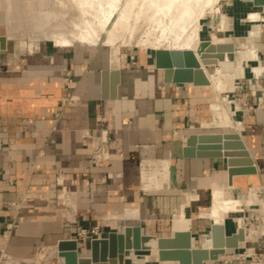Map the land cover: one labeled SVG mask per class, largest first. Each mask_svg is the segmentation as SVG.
Returning a JSON list of instances; mask_svg holds the SVG:
<instances>
[{
  "label": "crops",
  "instance_id": "crops-1",
  "mask_svg": "<svg viewBox=\"0 0 264 264\" xmlns=\"http://www.w3.org/2000/svg\"><path fill=\"white\" fill-rule=\"evenodd\" d=\"M219 9L212 12L219 13L221 18L213 22V36L209 38L215 52L208 50V53L218 60H225V51H232L233 55L232 71L222 72L218 67L219 71L234 73L239 53L248 50L256 51L252 60L256 62L254 68L261 67L251 79H241L236 91L241 110L238 133L250 153L256 173L233 176L229 183L224 158L182 156L185 137L190 133H223L225 131L210 127L226 126L235 132L234 125L219 120L220 115L217 118L213 115L214 122H208L205 105L211 97L216 99L220 90L233 88L232 82L225 81L221 89L209 80L202 86L164 83L161 70L154 67L152 57L146 52L115 48L111 54L112 62H116L119 51L115 97L104 98L102 71L111 69L108 48L97 44L42 45L37 52L19 57L17 67L0 70V250L13 257L28 258L39 245L55 246L64 239L76 240L81 249L90 242L77 239V231L81 228L98 225L105 237L109 231H119L106 230L102 222L106 218L114 223L141 226L140 220H150L153 214L157 217L155 221L167 223L170 213L168 234L163 233L167 230L163 227L150 234L170 236L173 221L178 230L186 229L185 223H189L194 240H203L212 223L206 215L210 210V192L216 183L222 185L226 199L246 200L251 190L264 199V108L258 107L264 98V23H259L264 16L247 10L238 23L233 18L229 24ZM249 14L258 16L249 19ZM242 22L251 23L245 43L219 36L231 33L241 37V32L235 34L234 26H242ZM200 43L201 39L196 51ZM16 56L7 54L12 60H16ZM66 73L72 80L68 86L63 81ZM240 77L242 74L237 76ZM110 82L109 72L106 92H109ZM66 93L70 99L65 102L61 99ZM216 104L212 103L211 107ZM93 151L101 159L98 165L91 162ZM148 161L166 167L161 168V165L160 171L144 179L141 173ZM84 176L87 184L82 181ZM55 178L62 180L68 192L69 201L65 203L70 204L68 211L72 215L67 212L69 216L62 213L55 216L46 210L49 204L41 194L60 191ZM32 190L37 191L38 197L22 203L19 214L14 216L6 203ZM190 195L192 198L184 206L186 218L179 219L180 206ZM252 206L257 205L242 204L246 209ZM102 215H106L105 218ZM225 218L223 222L230 233L235 228L232 225L228 230ZM13 219L15 225L7 231L5 225ZM127 219L129 221H124ZM236 250L239 251L237 256L224 257ZM263 252L264 235H260L251 242L249 250L238 245L226 250L216 261L204 264H244L246 258L242 256L262 255Z\"/></svg>",
  "mask_w": 264,
  "mask_h": 264
},
{
  "label": "bare ground",
  "instance_id": "bare-ground-1",
  "mask_svg": "<svg viewBox=\"0 0 264 264\" xmlns=\"http://www.w3.org/2000/svg\"><path fill=\"white\" fill-rule=\"evenodd\" d=\"M144 1L145 0H139V2L138 0H126L122 4L120 0H0V25L4 27V30L2 33H0V36L5 38L6 43L7 41L11 40L9 39L10 36L15 34L21 37H25L26 31L21 26V23L27 22L32 25V31L35 36L34 38L29 40L30 43L34 42V44H36L37 41H48L54 47H69L75 43L94 45L99 40V33L102 30H104L105 26L109 24V26H107V28L108 27L109 28L106 30V38H105V41L107 40V43L110 42L114 43L116 39H119L121 35L124 34L123 33L124 31L127 34V36L126 34H124L123 38L125 36L127 39L128 37L130 39H133L134 36L136 35L134 38L135 41L133 40L134 43L136 45L149 44L148 49L151 50L153 48H158L164 45V48L170 47L168 49H172L176 47V49H188L194 51L195 49H197L198 42L201 39L199 35V29H200L199 19L203 17L204 14L212 13L218 11L219 9V6L217 5V0H146L148 5L145 6V8L143 9V7L141 6L144 4L146 5V2L144 3ZM133 8H135L134 9L135 11H132ZM148 9H150V13L148 12L149 11ZM144 10H148L147 11L148 13H146L148 14L147 16L144 15L145 14ZM140 11L142 12L144 11V13H141ZM140 13L143 16H145L144 17L145 19H143V21L140 22L141 24L139 23L140 25L138 26L136 22H138L137 20H139L140 19L139 17H141ZM138 15L140 16L138 17ZM257 16H258L257 14H251L248 18L250 19V17H257ZM226 19L224 20L225 22ZM261 22H264V20ZM227 24L225 26H227ZM225 26L222 25V28ZM156 30L158 31L157 34L154 33ZM134 31L136 32V34L133 35V37H131L132 36L131 33H133ZM152 33L156 34V37L154 36L155 38L152 37L153 40H150L149 36H152L151 35ZM13 37L15 38V36ZM123 38H120V40ZM225 40L226 38L224 39V41ZM124 41L126 44L130 42L129 39L128 40L125 39ZM124 41H120V42L124 43ZM20 44L24 45L25 43H23L22 41V43ZM203 45L204 44H200V49L197 50V52H195L196 58L200 62V66L204 71V74L206 75L207 79L213 82L216 86L220 87V89L222 88L221 84L225 83V81H229L231 84V82L233 83V79L235 77L237 78V76L241 74L243 76L244 67L247 65L249 61L255 59V55H256L255 50L240 52L236 60L237 62L236 71L232 74L230 73L225 74L222 72H231L233 69L232 51H225V60H218L217 58L212 57L208 53L209 48L206 49L205 45L204 46ZM246 47L247 46L245 45L243 49H246ZM2 50H5V48ZM237 53L238 51L236 52V54ZM201 58H206L213 63V65H210L212 66V70L207 71V67L202 64ZM218 67L222 72L219 71ZM254 67L255 66H252V68L250 67V69L254 73H256V71L258 72L261 69L260 67L259 70H256V68ZM209 74L210 75L213 74V76H209ZM223 85L227 86V82L226 84ZM222 102L224 104L222 103H221L222 105L216 104L211 107L213 110V115L216 116L215 118L219 117L217 115H220L221 117L219 118V120L223 124L225 122L228 125L230 123L234 125L236 128L235 133L239 134L238 128L240 121L233 120V118L231 119L227 100L223 98ZM213 124H211V126ZM203 125H207V123H203ZM217 125H221V124H217ZM241 128L242 127H240V130ZM154 162L155 161H153V163ZM147 163H148L147 167L143 168L142 169L143 173H141L143 174L144 179L145 178L150 179L148 178L149 176H151L149 174L150 173L153 174L155 171L157 172L160 169L159 167L162 165L161 166L162 168L164 165L160 163L157 164L154 163L155 164L154 165L151 161H148ZM162 170L163 169H161V171ZM158 177H162L165 179V177L163 176H158ZM147 179L145 181H147ZM216 185H217L216 187L214 186V188L211 189L210 192L211 203L209 205L210 210L207 212V216L211 219L212 223H217V224L223 223L224 217L227 216V213L234 211L236 212L241 211L243 209L242 204L257 205L258 206L257 210L259 211V214L262 215L264 218V199L262 197H259L256 191L251 190L250 195L249 197H247L248 199L246 200H238L233 198L226 199L223 197L222 194V189H223L221 188L222 185L220 184V186H218L219 183L218 184L216 183ZM62 197H63V203L65 201L66 202L69 201L68 196L67 197L62 196ZM191 198H192L191 195L188 196L187 200L183 204H181L180 214L178 216L179 219L186 218V215L184 213V206L187 205L188 200H190ZM236 220L238 221L237 226H239L244 230V240L242 242H239V245H242L245 248H247V250H249L251 248V242L253 240L258 239L260 235H264V226L262 224L261 225L258 224L256 227L250 225V227L247 229L246 226L244 225V222L242 223L240 216L236 217ZM185 224L187 227L186 229L178 230L177 229L178 226L176 222L171 221V232L169 235H171V233L175 231L189 230V223H185ZM191 244L193 247L202 246L204 248H208L210 247V238L209 236H205L199 245H196L192 240ZM80 253L88 254V250L83 248L81 249ZM80 253L78 251L79 255ZM57 255H58V251H57ZM150 258L156 259L157 258L156 254L152 253L150 256H144L142 257L141 260L146 261ZM58 260L60 261L61 264H63L62 258L60 256ZM156 262H158V264H176V262L174 261H156ZM124 264H141V263L139 257H136L134 254L130 252L127 255H125Z\"/></svg>",
  "mask_w": 264,
  "mask_h": 264
},
{
  "label": "water",
  "instance_id": "water-1",
  "mask_svg": "<svg viewBox=\"0 0 264 264\" xmlns=\"http://www.w3.org/2000/svg\"><path fill=\"white\" fill-rule=\"evenodd\" d=\"M253 7H263L264 0H249ZM205 48H213L208 40H201ZM203 45V46H204ZM6 46L5 38L0 36V50ZM202 48V45H201ZM197 52V51H196ZM112 47L109 48L110 71H102L103 97H115L118 82L119 51L117 61L111 60ZM152 62L161 70L164 83H191L207 85L208 79L196 58V53L188 49H155ZM204 66L213 65L201 58ZM110 72L109 92H106V76ZM184 158H224L229 183L233 176L252 175L256 167L246 145L239 134L229 132L190 133L185 137L182 147ZM210 247H193L194 237L190 231H175L170 236H157L146 233L140 225H124L120 231H109L100 239L91 240L88 254H81L76 240L64 239L57 242L58 255L63 264H124L126 253L136 257L156 254V259L148 261H174L176 264H204L216 261L226 250L235 249L244 240V230L236 225L234 231L227 233L224 222L211 223L208 231ZM78 251L80 255L78 254Z\"/></svg>",
  "mask_w": 264,
  "mask_h": 264
},
{
  "label": "rangeland",
  "instance_id": "rangeland-1",
  "mask_svg": "<svg viewBox=\"0 0 264 264\" xmlns=\"http://www.w3.org/2000/svg\"><path fill=\"white\" fill-rule=\"evenodd\" d=\"M126 0H120V2L123 4ZM139 2V0H138ZM146 2V5H142L141 7H143V9L145 8V6H147V1L145 0L144 3ZM149 3V2H148ZM217 5L219 6V12L224 14L227 19H228V22L229 24L232 23V19L233 18H236V20H234L235 23H238L239 22V18H242V14H244L245 11H257L261 16H264V8L263 7H253L251 5V3L249 2V0H217ZM137 6V4H136ZM135 6V7H136ZM135 8H133L132 11H135L134 10ZM147 9V7H146ZM142 10V8H141ZM149 10V11H148ZM148 10H144L145 11V16H147L148 14L146 13H150V9ZM144 11H140L141 13H144ZM148 11V12H147ZM140 13L141 17H139L140 15H138V18L139 20H137L138 22H136V24L139 26L143 21V19H145L142 14ZM230 14V15H229ZM205 16L203 18L200 19V29H199V34H200V38L201 40H208L211 36V34H213V22L218 18V21L220 20L221 16L219 13H209V14H204ZM143 16V17H142ZM244 16V15H243ZM140 23V24H139ZM242 26H234V31H235V34L241 32V37H238L237 35H233L231 33H225L224 35H219V36H222V37H230L231 39H236L237 41L241 42V43H245L246 42V31H248V29L250 28V22H242ZM259 23H264V22H259ZM235 25V24H234ZM21 26L25 29L26 31V36L25 37H21V36H18L17 34L15 35H12L10 36L9 41H7L6 43V47H5V50H2V52H0V70H4L5 68H14V67H17V61H18V58L21 57V56H25L27 54H32V53H35L39 50V48L42 46V45H45L47 47H52V44L48 41H37L36 44H34V42H31L30 43V39L34 38V33L32 31V25L30 23H27V22H22L21 23ZM109 26V24L107 25ZM107 26H105L104 30H102L100 33H99V40L98 42H96V44L98 45V47H106L108 48V52H109V48L112 47V49H115V48H119V51H120V48L121 49H126V50H131L135 53H137L138 51H144L146 52L150 57L153 56V50L155 49H168L170 47H167V48H164V45H162L161 47H158V48H153L152 50L151 49H148V45L147 44H143V45H136L134 43V38H135V34L136 32L134 33H131L134 38L133 39H130L128 37V39L130 40V42L128 44L125 43V39L128 40L125 36L123 38V35L126 34L124 31H123V35H121L120 38H123L120 40L119 39H116L114 41V43H107V40L105 41V38H106V30L109 28H107ZM231 27V26H229ZM4 30V27L2 25H0V33H2ZM6 32V31H5ZM104 32V33H102ZM154 33H158V31L156 30ZM152 33L151 35L152 36H149V39L150 40H153V38L156 37V34ZM216 35H218V33H216ZM15 36V38L13 37ZM127 36V34H126ZM155 36V37H154ZM158 36V35H157ZM18 37V38H17ZM23 39H21V38ZM19 39V40H18ZM21 40V41H20ZM103 40V42H102ZM134 40V41H133ZM25 43L24 45L20 44V43ZM116 41H117V44H116ZM119 41V43H118ZM120 41H124L125 45L123 42H120ZM132 42V43H131ZM30 44V46H29ZM76 45H79V43H75ZM73 44V45H75ZM94 44V45H96ZM173 44V43H172ZM72 45V46H73ZM80 45H85V44H80ZM147 45V46H146ZM93 46V45H91ZM141 46V47H140ZM145 46V47H143ZM172 49H176V47L172 48ZM241 49V48H240ZM210 51L212 52H215V50L212 48H209ZM194 52H196V49L194 50ZM7 54H15L17 55L16 56V60H12V59H8L7 57ZM249 63V64H248ZM247 63V65L244 67V73H243V76L240 77V78H237V79H234V82H233V88L228 90V88H225L223 90H220L218 93H217V96H216V99H210V101H208V103H206L205 105H207V115H208V122L212 120L213 118V110L211 108V104L212 103H219L220 105L224 104L222 102V99L225 98L228 102V109H229V114L231 116V119L233 118V120H237V121H240V114H241V110H240V106L238 105V96L236 95V91L239 87V83H240V80L242 79H251L255 73L250 69V67L252 68V66L256 65V62L254 61H249ZM250 65V66H249ZM249 66V67H248ZM208 68L210 70H212V66H208ZM248 71V72H247ZM209 76H213L209 74ZM237 87V88H236ZM261 98V96H260ZM263 98V96H262ZM263 99L260 100L259 104L262 105L264 104L263 102ZM222 103V104H221ZM244 108V107H242ZM211 129H218V130H223V131H232V128L230 127H210ZM192 195V194H191ZM186 196V195H185ZM186 198V197H185ZM54 201L52 203L49 204L48 208L46 209L49 213H52L53 215L55 216H59L61 213L63 215H68L69 213L67 212H70L68 211L66 208V210L64 209V207L61 205V203H59V201L57 199H53ZM185 200V199H184ZM183 200V201H184ZM182 201V202H183ZM180 202V203H182ZM179 203V204H180ZM179 204L176 206V209L174 210L173 213H175L178 209V206ZM257 206H252V207H249V208H243L242 211H234V212H228L227 213V216L225 218V224H226V227L228 230H230V228L232 227V225L234 226V228L236 227V225H238V221L236 220V217H241V220H242V223L244 221H248L250 223L251 226H257L258 224L259 225H263L264 226V218L261 217V215L256 211L257 210ZM71 213V212H70ZM171 214V213H170ZM169 214L168 217H166L168 219V222H160V221H155V215L153 214V218H151L150 220L149 219H141V226L143 227V231L144 232H148V233H151L150 231L152 230H157L158 227H163L167 230L163 231L164 234H168V231H169V228H170V222H169V219H171V215ZM72 215V213H71ZM69 216V215H68ZM104 216V215H102ZM106 216V215H105ZM104 216V217H105ZM139 216V215H138ZM207 216V215H206ZM68 219H71L68 217ZM154 219V220H153ZM210 219V218H209ZM211 220V219H210ZM72 221V219H71ZM100 221V220H99ZM113 220H111L110 218H106V220L102 221L106 230L110 229V228H114L115 230H122V227H123V224L122 222H112ZM124 221H129L128 219L127 220H124ZM132 221V219L130 220ZM152 221H155V222H152ZM234 221V222H233ZM154 223V224H153ZM130 224H133V223H125V225H130ZM244 225H245V222H244ZM250 225L246 226V228L248 229L250 227ZM246 229V230H247ZM194 243L196 245H199L202 240H194ZM88 242L85 244V246H81V249L83 248H88ZM247 244V243H245ZM80 249V250H81ZM3 252V251H2ZM239 251H231V252H228L227 254H225L224 257L228 258V257H232V256H237L236 254H238ZM128 253H126L127 255ZM56 256V258H55ZM59 256L57 255V250H56V245L55 247L53 245H39L33 255L31 257H28V258H23V257H13V256H10L8 254H6L5 252H3V254L0 252V264H61L60 261L58 260ZM140 259V263L141 264H158V262L156 261H149L146 260V261H143L141 260L142 257H139Z\"/></svg>",
  "mask_w": 264,
  "mask_h": 264
},
{
  "label": "built area",
  "instance_id": "built-area-1",
  "mask_svg": "<svg viewBox=\"0 0 264 264\" xmlns=\"http://www.w3.org/2000/svg\"><path fill=\"white\" fill-rule=\"evenodd\" d=\"M64 84L66 86H68L69 84H71L72 80H71V76L69 73H66V75L64 76ZM70 95L68 93H66L63 97H62V101H68L70 99L69 97ZM264 103V98L263 101ZM258 107H262L264 108V104L262 105H258ZM102 133V131H101ZM91 162L93 165H98L101 162L100 157L97 155V153L95 151L92 152L91 155ZM56 186L60 187V191L56 192L54 194H50L48 195L47 191H44V193H42L41 195H44L43 197H41L46 204H50L52 203L55 199H57L59 201V203H61V205L64 207V209L66 208L67 210L71 209L70 204L67 203H63V197L62 196H68V192L65 191V188L62 185V180H58L57 178L54 179ZM84 184H87V177L84 176V178L82 179ZM37 196V191L32 190V191H26L24 193L21 194V196L15 200V201H10L7 202L6 205L14 211V216L18 215L21 209V205L24 202L27 201H32L34 199H36ZM1 209V207H0ZM65 209V210H66ZM15 225V219L10 220L6 223L5 225V229L7 231H9L13 226ZM246 226V224H245ZM104 236L102 235V230L98 227V225H94L91 227H87V228H81L77 231V239L80 240H87V241H91L94 239H100L103 238ZM55 247V246H54ZM0 252L3 254L2 250H0ZM243 259L246 258V262L244 264H264V252L262 253V255H258L256 253H249L246 256H242Z\"/></svg>",
  "mask_w": 264,
  "mask_h": 264
}]
</instances>
